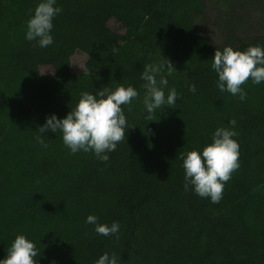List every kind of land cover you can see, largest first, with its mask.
I'll use <instances>...</instances> for the list:
<instances>
[{
  "label": "trees",
  "instance_id": "trees-1",
  "mask_svg": "<svg viewBox=\"0 0 264 264\" xmlns=\"http://www.w3.org/2000/svg\"><path fill=\"white\" fill-rule=\"evenodd\" d=\"M53 24L70 29L41 54L40 76L65 79L80 61L92 77L46 116L63 118L82 91L102 86L131 84L140 95L123 106L129 128L107 162L70 153L59 131L43 134L50 186L0 228V258L23 234L38 264H94L104 252L120 264H264V83L241 85V102L217 89L211 69L217 47L264 45V0H107L95 16L58 15ZM160 55L177 70L168 87L180 97L149 116L140 73ZM232 119L240 166L212 203L185 189L180 156ZM88 215L119 222V233L97 235Z\"/></svg>",
  "mask_w": 264,
  "mask_h": 264
},
{
  "label": "clouds",
  "instance_id": "clouds-1",
  "mask_svg": "<svg viewBox=\"0 0 264 264\" xmlns=\"http://www.w3.org/2000/svg\"><path fill=\"white\" fill-rule=\"evenodd\" d=\"M61 12L57 0H39L30 10L26 21L25 39L36 41L40 48L52 45L53 20ZM211 60V69L217 74V89L238 96L241 102L247 97L241 85L249 79L253 84L264 83V45L260 43L250 45L243 51L232 46L217 47ZM175 73L177 70L173 63L161 55L158 61L144 65L140 73L144 90L142 104L149 116L165 107L175 109L180 94L175 87H168V77ZM188 91L195 94L196 86L189 83ZM139 95L131 84H117L113 88L102 86L94 93L82 91L75 107L63 118H57L54 113L45 117L44 124L38 127L40 135L35 137V141L41 148H47L43 134L51 132L55 135L59 131L70 153L92 152L98 160L107 162L108 153L114 152L119 143L125 142L129 127L123 106H129L131 110L132 102ZM236 123L234 119L229 120L228 127H217L213 131L211 142L202 149L181 154L186 190L190 185L196 195L208 198L212 203H219L222 199L224 185L240 166V146L234 139L238 135ZM85 223L93 225L94 232L104 237L116 236L120 231L119 222L100 223L95 215H88ZM120 261L115 253L104 252L94 264H120ZM0 264H38L35 243L23 234L17 235L6 256L0 258Z\"/></svg>",
  "mask_w": 264,
  "mask_h": 264
},
{
  "label": "rangeland",
  "instance_id": "rangeland-1",
  "mask_svg": "<svg viewBox=\"0 0 264 264\" xmlns=\"http://www.w3.org/2000/svg\"><path fill=\"white\" fill-rule=\"evenodd\" d=\"M30 1L32 0H0L1 11L5 18L12 16L13 10L17 13L22 6H28ZM12 17L16 18V16ZM28 19L29 15L26 20ZM6 20L7 18L2 21ZM2 36L0 31V123L9 118L8 126L15 130L18 127L26 128V123L34 128L36 121L45 117L67 97L69 88H62V85L66 83L63 82L65 80H53L40 76L38 66L41 62V54L51 46L40 48L36 44H31L33 41L18 43L3 40L6 38ZM73 70L83 71L80 61L74 62ZM45 73L48 74L49 71ZM9 130L11 132V129ZM33 130L35 131V128ZM25 159L29 161L31 158ZM27 161L12 164L10 180L0 184L4 186L0 187V228L14 216L11 203L15 201L12 191L22 190L24 197H20L19 206L23 207L49 187V173L41 177L40 167L37 165L31 168L26 164ZM29 179L34 183V185L31 184V190H28V186L24 184V181ZM18 180L21 185L17 186L14 181ZM38 183L42 188L37 186Z\"/></svg>",
  "mask_w": 264,
  "mask_h": 264
},
{
  "label": "crops",
  "instance_id": "crops-1",
  "mask_svg": "<svg viewBox=\"0 0 264 264\" xmlns=\"http://www.w3.org/2000/svg\"><path fill=\"white\" fill-rule=\"evenodd\" d=\"M106 1L107 0H57V6L62 8V12L59 16L68 17L76 16L79 14L95 16L96 14H98V12ZM38 2L39 0L30 1V4L28 6H22L20 11H18L17 13L15 12V10H13L12 14L14 13V15L12 16H16V18L12 16H6V21H2L6 18L4 17L3 12L1 11L2 5L0 4V31L3 34L2 37L6 38L3 40H11L12 42L18 43H31V41H27L25 39L27 21L26 19L30 14V10L34 9ZM69 29L70 24H53L51 34L53 36L54 42L52 45H50L51 47L45 51H50L51 49H53L67 34ZM31 44H36V41H33ZM91 77L92 75L89 73L75 71V73H73L69 77L61 79L65 80L63 82H66L62 85V88H69L67 93L69 94L72 88L86 83ZM46 78L59 80L49 77ZM8 120L9 118H6V120H2V122L0 123V184H3L6 181L10 180L11 165L20 164L23 161H27L25 159L26 157L31 158L29 161H27V165H29L31 168H33V166L38 165L41 169V177L46 176L47 173H49L46 154L44 152V148H41L35 141V137L37 135H40L38 127L41 119L38 122L36 121V123H34L33 127L35 128V131L33 130L34 128H31L32 126H30V124L28 123H26V128L18 127L17 130H15L8 126ZM9 129H11L12 133ZM32 155H35L36 157H33ZM14 182H16L17 186L21 185V183H19V180ZM24 184L25 186H28V190H31V184L34 185V183L31 182V179L25 180ZM37 186H40L42 188L41 184L39 183ZM11 194L14 196L15 201L14 203H11L12 210L15 216L24 207L19 206L21 200L20 197L22 198L24 196L22 194V190L20 189L19 191H12Z\"/></svg>",
  "mask_w": 264,
  "mask_h": 264
}]
</instances>
